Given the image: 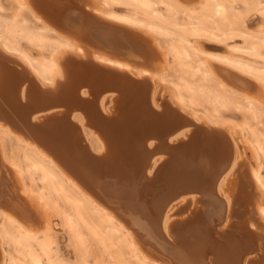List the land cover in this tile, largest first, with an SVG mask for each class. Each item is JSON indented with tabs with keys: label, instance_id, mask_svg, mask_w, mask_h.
I'll return each mask as SVG.
<instances>
[{
	"label": "bare ground",
	"instance_id": "bare-ground-1",
	"mask_svg": "<svg viewBox=\"0 0 264 264\" xmlns=\"http://www.w3.org/2000/svg\"><path fill=\"white\" fill-rule=\"evenodd\" d=\"M234 4L0 0V264H264V70L198 43Z\"/></svg>",
	"mask_w": 264,
	"mask_h": 264
},
{
	"label": "rangeland",
	"instance_id": "rangeland-1",
	"mask_svg": "<svg viewBox=\"0 0 264 264\" xmlns=\"http://www.w3.org/2000/svg\"><path fill=\"white\" fill-rule=\"evenodd\" d=\"M225 2L235 3L237 8L240 9V14L234 20V25L230 32H227V36L225 37H218L216 39L200 37L198 39V43L203 47L206 52L223 54L230 57L231 60H238L242 63L247 64L251 68L263 71L264 70V27H262V19L261 15L256 12V6H250V8H245L244 5L240 0H222ZM264 3V0H261ZM234 4V5H235ZM7 6V3L4 4ZM158 9L162 12L164 17H167V13L164 11L162 7H158ZM174 22L177 25L185 26L187 24L186 17L179 12ZM172 31L176 34L178 33L177 29H172ZM249 42H253L255 44V50L253 53L249 51ZM233 50V51H232ZM32 55H35L32 52ZM155 64L156 61L154 62ZM221 69L230 71L227 67H221ZM220 71V70H219ZM222 72V70L220 71ZM231 72V71H230ZM227 78V79H226ZM225 81H228L227 84L235 89H239L238 85H235V81L226 77ZM247 79L250 83L249 86L245 88L251 94L258 93L254 87H251V83L255 84L252 79L248 77H242ZM230 79V82H229ZM232 80V83H231ZM236 86L238 88H236ZM243 89V88H242ZM244 90V89H243ZM164 97L168 98L167 94L163 95ZM200 112H203L201 107L198 108ZM111 110V109H110ZM112 112V110H111ZM264 112V111H263ZM244 112L242 110H236L233 107H228L226 111L222 113V118L227 119L226 121L232 122L234 124H241L244 118ZM262 123L264 125V115L262 116ZM250 154L247 155L249 157ZM252 162V160H250ZM54 222V231L56 233V237L58 240V246L61 250V253L68 259L73 258V253L71 249H69L67 244V237L61 229V225L56 218L53 217ZM103 264V263H102Z\"/></svg>",
	"mask_w": 264,
	"mask_h": 264
}]
</instances>
